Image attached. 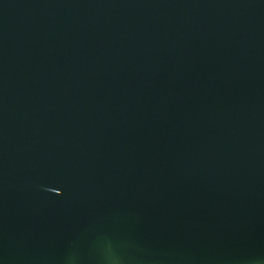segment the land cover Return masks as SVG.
I'll use <instances>...</instances> for the list:
<instances>
[{
  "label": "water",
  "instance_id": "obj_1",
  "mask_svg": "<svg viewBox=\"0 0 264 264\" xmlns=\"http://www.w3.org/2000/svg\"><path fill=\"white\" fill-rule=\"evenodd\" d=\"M0 264H264V0H0Z\"/></svg>",
  "mask_w": 264,
  "mask_h": 264
}]
</instances>
